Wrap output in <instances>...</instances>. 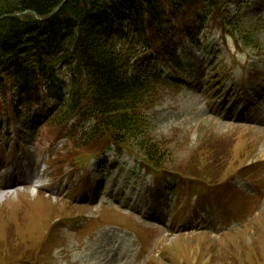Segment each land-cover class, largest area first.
I'll list each match as a JSON object with an SVG mask.
<instances>
[{
  "label": "rangeland",
  "instance_id": "rangeland-1",
  "mask_svg": "<svg viewBox=\"0 0 264 264\" xmlns=\"http://www.w3.org/2000/svg\"><path fill=\"white\" fill-rule=\"evenodd\" d=\"M229 9L234 27L221 32L208 24L213 32L202 35L206 50L201 52L191 45L192 53L188 52L187 60L194 58L195 68L187 71L183 88L160 90L154 106L146 112L144 132L163 151L164 182L171 178L169 171H178L193 177L190 185L207 187L206 191L213 193L216 189L233 202L239 194L237 187L248 194L253 192L251 182L240 180L239 175L264 183V117L258 127L240 125L238 119H224L214 105L217 109L218 104L223 107L220 102L223 100L235 105L240 96L233 98L227 94L231 90L240 93V82L225 85L222 99L215 96L216 92L201 91V84L208 73L217 76L216 81L227 82L231 62L238 59L248 70L253 69L257 82L262 81L256 84L251 96L254 104L261 103L251 119H260L264 110V0H249L240 8L235 4ZM156 68L162 69L166 76L172 75V67L163 60H158ZM233 73L238 78L242 74L239 69ZM9 97L12 100L13 94ZM24 126L25 121L18 123L12 119L0 134V164L23 156L33 165L36 153L38 162L48 164L43 179L49 183L51 195L36 192L33 184L19 185L5 195L0 193V264H264V198L245 214L243 223L228 221L219 208L210 206L202 214L190 209L180 224L169 220V213L177 212L174 208L180 199L177 194L184 191V182L179 183L180 188L176 186L177 194L167 190L166 184L161 185L159 190L164 187L163 193L172 196V200L156 207L149 197L154 178L134 166L132 155L108 152L105 157L109 158L110 167L102 170L89 155L92 150H76L72 143L57 141L58 134L49 126L42 127L37 137ZM98 158L104 160L102 155ZM79 162L83 165L79 166ZM86 164L95 184L99 183L89 202L77 196L79 191L74 195L73 190L66 192L73 182L82 183L80 176ZM209 183L214 185L213 191ZM120 201L124 204H119ZM84 214L110 217L121 225L139 229L149 243L150 252L140 250L129 232L128 236L120 234L116 251L112 239L104 233L105 228L90 237L76 227L66 226V231L62 222L54 225L59 218L71 222ZM144 215L156 222L143 224L140 220H147ZM156 215L160 218L154 219ZM224 231L227 233L223 234Z\"/></svg>",
  "mask_w": 264,
  "mask_h": 264
},
{
  "label": "trees",
  "instance_id": "trees-1",
  "mask_svg": "<svg viewBox=\"0 0 264 264\" xmlns=\"http://www.w3.org/2000/svg\"><path fill=\"white\" fill-rule=\"evenodd\" d=\"M246 2L0 0V131L51 103L43 127L75 149L121 154L136 147L162 167L159 143L144 132L146 112L175 83L150 55L179 71L184 45L211 32L208 24L221 32L234 27L229 8Z\"/></svg>",
  "mask_w": 264,
  "mask_h": 264
},
{
  "label": "bare ground",
  "instance_id": "bare-ground-1",
  "mask_svg": "<svg viewBox=\"0 0 264 264\" xmlns=\"http://www.w3.org/2000/svg\"><path fill=\"white\" fill-rule=\"evenodd\" d=\"M126 246V245H125Z\"/></svg>",
  "mask_w": 264,
  "mask_h": 264
}]
</instances>
